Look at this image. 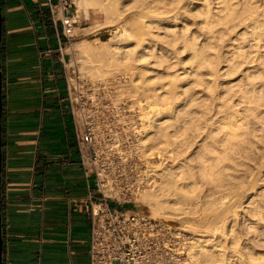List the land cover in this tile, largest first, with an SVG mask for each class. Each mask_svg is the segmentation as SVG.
Listing matches in <instances>:
<instances>
[{
    "label": "bare ground",
    "instance_id": "obj_1",
    "mask_svg": "<svg viewBox=\"0 0 264 264\" xmlns=\"http://www.w3.org/2000/svg\"><path fill=\"white\" fill-rule=\"evenodd\" d=\"M159 1L162 5L156 10L143 0L141 14L155 13L150 16L149 21L147 20L151 37H143V41L139 39L132 47L117 44L112 49L107 48L109 42L106 40L94 44L81 39L76 42L77 48L83 53L84 62H90V59L94 58L102 66L121 58H131L130 61L134 64L137 61H145L147 56L159 62H169L178 56L182 47L191 49L192 57L189 58L185 75H181L177 72L178 69L174 68L173 75L166 71L154 78L152 74H148V65L141 63L134 65L130 72L131 80L136 82V85L143 80L140 88L146 94L145 101L149 107L155 104L165 106H162L165 110L160 112V106L155 105L158 108L152 107L144 114L148 119H145L147 125L144 123V129L147 131L141 136L143 145L140 139L138 143L140 146H146L151 155L162 152L163 159L155 165L153 172L149 173L151 180L148 187L140 193V198L151 208L154 215L158 213V216L161 213L168 217L183 214L181 205L187 202L200 201L202 209H209L210 206L211 211L213 210L212 231L217 232L228 224L227 230L234 244L232 251L238 252L242 247L241 235L232 217L236 208L241 206L240 197L245 195L250 185L253 191L247 196L245 206L243 205L244 213L257 216V219L242 224L254 232L256 238L260 234L259 223L264 221V189L261 190V184L257 186L262 173L258 165L264 158V6L262 1L259 6L262 5L261 8L256 7L259 3L251 0V3L248 1L249 5L246 2L247 6L243 7L235 6L233 0L219 1L216 10L207 8L204 14L206 26L203 39L199 42L195 33H188L187 22L181 27L176 25L183 15L182 7L178 4L180 0ZM123 14L121 11L120 16ZM240 21H243L246 27L243 35H240L242 41L225 54L219 40ZM243 22L241 24H244ZM248 41L252 42L251 50L245 48ZM253 51L257 58L250 55ZM256 59L258 63H253V66L258 67V75L263 77L260 84L256 82L260 78L251 80L248 70L244 72L246 81L243 77V84L240 83L241 78L236 83H231L230 87L220 81L219 76L222 75L223 69L231 74L237 71L244 61L252 63ZM91 67L88 69L91 70ZM164 76L169 79L168 82L159 84ZM181 99L184 103L177 104ZM180 116L183 120L180 127H177L176 120L180 119ZM159 130L163 132L160 137ZM185 149L194 152L196 160L190 152V155H187ZM183 151L186 155L182 154ZM168 160L172 163H164ZM257 168L261 172L259 175L256 174L259 172L256 171ZM156 176L160 178L159 181H156ZM229 196L235 198V201ZM227 197L232 199L231 203L226 202ZM206 204L208 206H204ZM177 228L195 233L186 225ZM195 235L197 236L194 237L193 243L208 261L217 263L227 260L221 250V241L211 245L216 251L214 252L213 249L205 247L206 239L203 238L208 235L206 231L197 232ZM191 252L192 256H196L197 249ZM248 258L238 255L235 262L255 264L251 256ZM229 261L233 263L231 258Z\"/></svg>",
    "mask_w": 264,
    "mask_h": 264
},
{
    "label": "crops",
    "instance_id": "obj_2",
    "mask_svg": "<svg viewBox=\"0 0 264 264\" xmlns=\"http://www.w3.org/2000/svg\"><path fill=\"white\" fill-rule=\"evenodd\" d=\"M3 264H90L88 197L49 0H1Z\"/></svg>",
    "mask_w": 264,
    "mask_h": 264
},
{
    "label": "built area",
    "instance_id": "obj_3",
    "mask_svg": "<svg viewBox=\"0 0 264 264\" xmlns=\"http://www.w3.org/2000/svg\"><path fill=\"white\" fill-rule=\"evenodd\" d=\"M49 9L66 42L78 36L74 0H49ZM66 86L80 162L98 191L87 200L90 264H185V231L134 209L149 182L135 103L112 97L108 81L67 66Z\"/></svg>",
    "mask_w": 264,
    "mask_h": 264
},
{
    "label": "rangeland",
    "instance_id": "obj_4",
    "mask_svg": "<svg viewBox=\"0 0 264 264\" xmlns=\"http://www.w3.org/2000/svg\"><path fill=\"white\" fill-rule=\"evenodd\" d=\"M74 1H75L77 12H78V23L76 25L77 26L76 31L78 32V36L73 38L70 42H66V45H65L66 51L69 52L68 57H67V65H66L68 68V71L70 72L73 68H75L77 71L79 70L85 77L89 79L106 80L109 83H111L112 97L118 98V99H126V100L134 102L135 108H136L135 114L139 116L138 117V124H139L138 127H140V130L138 131L140 134L138 137V141L140 139V143H141V136L145 134L147 131L144 129L145 128L144 123L145 124L148 123L147 117H144L145 116L144 114L147 112L146 110L152 107L158 108L160 106L158 110L161 112V111H164L165 108L162 107L164 105L161 106L157 104L155 105H157L158 107L155 105L149 107L147 101H145L146 94L143 93L140 88L143 85V80L138 82L139 85H136V82H133L131 80L130 72L133 70V66L136 64L140 65V63L143 65H148L149 67L148 74H152L154 78L159 73L166 72V71L167 73H171L173 75L174 68H177L178 69L177 72L180 73L181 75H185L186 67L189 64L188 63L189 58L190 56L192 57V53H191L192 51L190 48L183 49L182 47L181 48L182 51L178 53V56L170 59L169 61L170 63L169 62H159V61H156L155 59L153 60V58L149 56H147V59L145 61H137V62H134V64L131 63L130 61L131 58H121L118 60H111L105 66H102V64L98 60H95L94 58L90 59V62L86 63L84 62L83 53H81L80 50H78L77 48L76 42L78 40L86 39L94 44H98L99 41L106 40L109 42L107 46V48L109 47V49H112L117 44H124V45H127L128 47H132L136 42H138L139 39L141 40L143 37L145 38V37L150 36L151 33H150L149 27L147 26V20L149 21L150 16L152 17L155 13L153 14L152 12V14H150L151 12H149V13L141 14L143 0H74ZM144 1L148 4L149 7L152 6V9L155 8L156 10H157V7L162 5V3L159 0H144ZM219 1L221 0H180L178 4L179 6L182 7L181 10H183V15L181 16V18L177 20L176 22L177 27H181L182 24H185L187 22L186 25H188V33L190 32L195 33V35L198 36V40L200 42L203 39V33L205 31V26H206L205 25L206 23L204 21L205 20L204 14L206 13L207 8H210L211 10H216L217 6L220 4ZM244 1L245 0H233V2L236 4L235 6L240 5L243 7L244 5L245 6L249 5L248 1L250 0H247L245 2ZM251 1L256 4L259 3L258 5H256V7L258 6V8L262 7V5L261 7H259L261 4V1L264 6V3H263L264 0H258V2H255L253 0ZM251 1L249 3H251ZM246 2H247V5H246ZM121 11H123L124 13L122 16H120ZM151 11H154V10H151ZM242 22L243 21H240L239 23L236 24V26L234 25V27H231V30H229V32L225 34L223 39L219 40V45L223 49L225 54H227L229 50H232L233 46H235L240 40L242 41L241 36L243 35L242 33L244 32V29L246 28L244 26L245 23L243 22L244 24H241ZM251 41H248L249 43L247 42V44H245V48H247L248 50H251V47H250V43H252ZM169 47H171V45H169ZM262 51H263L262 53L264 54V50ZM250 55H254V51L250 52ZM253 57L257 58L258 56L254 55ZM258 59H256V61L252 63L244 61L238 67L237 71L231 73L232 75L229 72L227 73L226 71H223L224 70L223 69L222 75L219 76V79L221 77L220 81H222L223 83L225 82L224 84L226 86L228 84L229 86L231 85V83H236L241 78L240 83L243 84L246 81V76H244V72H247L248 70L251 73V76H250L251 80L252 78L253 80H255L256 78L257 79L260 78L259 80L256 79L257 81L255 80L257 84H260L262 80L261 78L263 77H260L261 75L260 76L258 75V71H259L258 67L253 66L255 62L258 63L257 61ZM176 61H179V63H176ZM90 66H92L91 70L88 69V67ZM224 74L226 75V77H224L225 76ZM242 78L245 80L244 82ZM168 80L169 79H167L164 76L163 78H161V81H159L160 82L159 84H161L163 81L168 82ZM182 100L183 99H181V101ZM181 101H179L177 104L180 105V103L181 104L184 103V100L182 102ZM158 110L156 109V111ZM140 116H143L142 117L143 119ZM145 119H147V121ZM182 120L183 119L181 116H180V119L178 118V120H176L177 127H180ZM162 133L163 132L159 130L158 136L159 137L162 136ZM141 147L143 148V156L146 160L145 163L147 165V168H149V173H151L153 172L155 165H157L163 159L161 157L162 152L160 154L151 155L146 150V146H141ZM188 149L189 150L191 149V151L193 150V148H188ZM188 149H185L187 152L186 154L187 155L191 154L195 156L194 158L196 160L195 153L188 151ZM162 151H164V149H162ZM182 154L186 155L184 151L182 152ZM262 161L264 162V158L263 160H261V164L259 163L258 165V168L262 169V170L260 169L262 173L258 170V168L256 171H259V172L256 173L255 171L257 175H259L260 173L263 174L262 176L261 174L259 176L261 177L260 179L262 182L258 179L259 182L257 185L259 186V184H261L260 185L261 190L264 189V163H262ZM164 163L170 164L172 163V161L168 160V161H164ZM148 177H149V180H151L150 174ZM159 180L160 178L156 176V181H159ZM245 186H248V185H245ZM147 187L148 185H146L144 189H146ZM244 189H246V187ZM250 189H251V185L249 186V189L246 192L249 194L245 193L244 196L240 197V200L242 201L243 204L241 203V206L236 208L237 213L235 212L232 217L233 222H235L236 224V229L239 231L241 235L240 243L242 242L241 243L242 247H241V251H238L240 252V254H238L237 251L236 252L232 251V246L234 244H232L231 242L232 236L227 230L228 224L226 225V228L217 230V232L212 231L211 224H213L212 223L213 221L211 218L213 216V213L211 212H213V210L211 211L210 206H208L207 204L204 206H208L209 209H207V207L206 208L203 207L202 209L201 208L202 205L200 201H193V202H187V203L182 204L181 207L183 209H180V210L181 211L184 210L183 211L184 213L176 217L175 216L168 217L164 213H161L158 216L157 215L158 213L154 215L151 208L148 205H146L144 202H142L140 198V193L143 191L142 190L135 199L136 206H134V209L144 212L153 218L159 219L169 224L173 228H177V226L186 225L187 227L193 229L192 231H194L195 233L206 231L208 235L203 238V239H206V241L204 242V244L206 243L205 247L207 249L214 250V247L211 245L212 244L214 245L221 241V245H222L221 250L224 253V255L227 256L225 257V259L227 260H221V261H218L217 263L208 261L206 257L204 256V253H201V251H198L199 248L196 246V244L193 243L194 237L197 235H195V233H192L190 231L188 232L185 231L187 235V240H188V246H187L188 251L186 252L187 254L185 255V264H237L235 262V258L238 255L241 258L245 257V259H246V256H247V259H249L248 257L251 256L254 259L255 264H264V221L263 222L260 221L259 223L258 230L260 234L256 238H254L255 233L249 230L244 224H242V223L248 224L252 219L254 220L257 219V216H252L248 212L244 213L245 211L244 206H245V201L247 199V196L250 195L251 192L253 191L252 189L251 190ZM229 197L227 198L230 202L225 198L227 203L232 202L231 198L233 197L231 198ZM233 199L235 201V198ZM226 202L223 203V206H225L224 204H226ZM126 206L131 207L132 205L127 204ZM189 208H192L191 210L193 209L194 210L191 211ZM205 214H206V217H205ZM210 220L211 222H209ZM192 248L193 250L197 249V254H195L196 256L194 255L192 256V252H191L193 251ZM214 252L216 251L214 250ZM231 255H234V256H231ZM229 258L233 260V263L232 262L230 263ZM248 262L250 261H247V263Z\"/></svg>",
    "mask_w": 264,
    "mask_h": 264
},
{
    "label": "water",
    "instance_id": "obj_5",
    "mask_svg": "<svg viewBox=\"0 0 264 264\" xmlns=\"http://www.w3.org/2000/svg\"><path fill=\"white\" fill-rule=\"evenodd\" d=\"M3 36V13L0 0V52ZM3 71L2 61L0 56V264H3V230H2V166H3V151H2V115H3Z\"/></svg>",
    "mask_w": 264,
    "mask_h": 264
}]
</instances>
